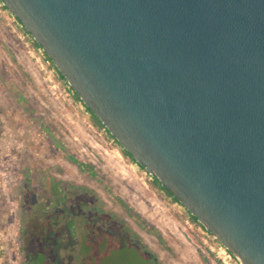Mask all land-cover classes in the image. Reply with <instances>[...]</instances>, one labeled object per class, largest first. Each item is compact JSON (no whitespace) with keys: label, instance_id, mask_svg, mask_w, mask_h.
Returning <instances> with one entry per match:
<instances>
[{"label":"water","instance_id":"obj_1","mask_svg":"<svg viewBox=\"0 0 264 264\" xmlns=\"http://www.w3.org/2000/svg\"><path fill=\"white\" fill-rule=\"evenodd\" d=\"M122 148L264 264V0H2Z\"/></svg>","mask_w":264,"mask_h":264},{"label":"rangeland","instance_id":"obj_2","mask_svg":"<svg viewBox=\"0 0 264 264\" xmlns=\"http://www.w3.org/2000/svg\"><path fill=\"white\" fill-rule=\"evenodd\" d=\"M10 12L0 10V264H36L28 254L42 246L39 237L52 241L56 264H156L131 242L110 246L100 257L84 258L67 227L52 235L39 214L22 215L18 170L25 154L19 141L28 121L41 149L40 154L32 150L31 156L37 155V162L43 158L49 166L57 162L75 178L86 181L83 175H88L90 185H105L93 188L100 205L116 212L130 237L143 242L161 264H226L214 236L204 226L187 223L188 218L196 221L191 213L154 183V177L109 137L77 97L53 86L38 60V46L30 43ZM39 119L44 125L39 126ZM229 264L242 263L234 256Z\"/></svg>","mask_w":264,"mask_h":264},{"label":"flooded vegetation","instance_id":"obj_3","mask_svg":"<svg viewBox=\"0 0 264 264\" xmlns=\"http://www.w3.org/2000/svg\"><path fill=\"white\" fill-rule=\"evenodd\" d=\"M32 110L34 113V109ZM30 115L28 116L31 118ZM34 117H36L35 113ZM93 118L96 120L94 115ZM38 122L39 126L44 123L42 119ZM98 124L107 130L99 122ZM33 129L34 127L28 121L24 126L26 134L19 141L22 143L19 150H23L25 154V163L23 167L19 165L18 170L22 175L19 185V188H23L22 215L39 214L44 224H54L58 230L67 227L77 244L81 243L84 235H90L93 241L91 245L95 244L99 248L96 250L92 247L88 251L90 255L101 253L105 249L103 242L109 243L112 240L113 243H117L116 247L131 242L153 258L156 264H161L143 242L130 237L125 222L117 216L116 212L100 205L101 197L93 188H105V185H90L93 180L88 175H83L86 181L75 178L73 175L64 173L61 165L56 164L57 162L49 166L43 163V158L37 162L39 157L31 156L32 150H35L37 154L41 152L36 144V138L31 136ZM153 181L163 188L155 178Z\"/></svg>","mask_w":264,"mask_h":264},{"label":"built area","instance_id":"obj_4","mask_svg":"<svg viewBox=\"0 0 264 264\" xmlns=\"http://www.w3.org/2000/svg\"><path fill=\"white\" fill-rule=\"evenodd\" d=\"M1 9H6V10L10 11L3 4L2 0H0V10ZM10 13H12V12H10ZM20 25L23 28V30L26 32L25 35L28 36L29 39H31L30 43H32L34 45L36 44L38 46L39 51L41 52L40 55H39L38 60L40 61L41 66L45 70V72L49 73L48 74V78H49V80L51 82L54 83L53 86L56 87L57 89L61 90V93H65V94H67V95H69L70 97H73V98H76V97L78 98L76 92L69 85V83L65 79H62L60 77L59 71L55 68V66L51 65V61L48 59V57L46 56L44 51L41 49V47L36 43L35 39L30 35V33L24 28V26L21 23H20ZM49 65H51V67ZM61 84L64 85L63 88H61V86H60ZM105 131L109 134V137H111V139L114 141L115 139L110 135V132L108 130H105ZM175 201H176L175 203L180 204V206H182V204L180 202H178L177 200H175ZM187 223H191V226L197 225L199 228L203 227L202 224L199 221H193L190 218L187 219ZM205 232L207 233V230H205ZM218 245H219L218 246V254H219V256L221 258H223V260L225 261L226 264H229V262H231V260L234 259L233 254L230 251H228L220 242H218ZM2 252H3V246L0 245V259L2 257Z\"/></svg>","mask_w":264,"mask_h":264},{"label":"trees","instance_id":"obj_5","mask_svg":"<svg viewBox=\"0 0 264 264\" xmlns=\"http://www.w3.org/2000/svg\"><path fill=\"white\" fill-rule=\"evenodd\" d=\"M21 23V22H20ZM49 59V58H48ZM50 60V59H49ZM52 66H54L53 64H52ZM56 68V67H55ZM57 69V68H56ZM60 77L62 78V79H65L64 78V76L62 75V74H60ZM74 90V89H73ZM75 91V90H74ZM78 96V95H77ZM78 99L80 100V101H82L79 97H78ZM83 103V102H82ZM84 104V103H83ZM85 105V104H84ZM86 108L91 112V110L86 106ZM92 113V112H91ZM95 118H96V116H95ZM96 120L101 124V125H103L97 118H96ZM104 126V125H103ZM111 135V134H110ZM112 136V135H111ZM113 137V136H112ZM116 141H117V139L115 138V137H113ZM118 142V141H117ZM163 189H165L166 190V188H164L163 187ZM167 191V190H166ZM171 196H172V193L171 192H169V191H167ZM173 197V196H172ZM174 198V197H173ZM175 200H177L176 198H174ZM178 202H180L179 200H177ZM193 218L196 220V221H198L197 220V218L196 217H194L193 216ZM42 226L45 228V229H47V230H49L50 231V233L53 235V234H55V233H57V231H59L58 230V228H57V226L56 225H54V224H42ZM30 232V229H29V231H28V233ZM32 233V232H31ZM32 235V234H31ZM37 241H39L41 244H42V246L41 247H39V250L36 252V253H32V254H28V259H29V261L31 262V263H36V264H56V262H55V259H53V255L51 254L52 252H53V244H52V241H50V239H43V238H38V240ZM91 243H93V241H92V239H91V237H90V235H84L83 236V239L81 240V243H80V248H81V251H82V253H84V258L85 257H89V255L90 254H88V251L90 250V249H92V247L93 248H95L96 250H99V248H98V246H96L95 244L94 245H91ZM115 244H117V243H113V241L111 240V241H109V243H106V242H103V246L105 247V249L104 250H107L108 249V247H110V246H116ZM47 248V252L46 253H43L42 252V249H44V248ZM103 247V248H104ZM104 250H102L101 251V253H99V254H97L96 256H101L102 255V253H103V251ZM45 252V251H44ZM91 256H95V255H91Z\"/></svg>","mask_w":264,"mask_h":264}]
</instances>
